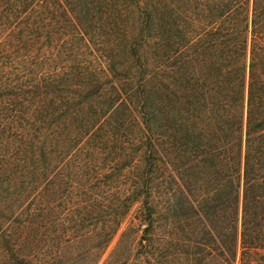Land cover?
<instances>
[{
    "label": "trees",
    "instance_id": "16d2710c",
    "mask_svg": "<svg viewBox=\"0 0 264 264\" xmlns=\"http://www.w3.org/2000/svg\"><path fill=\"white\" fill-rule=\"evenodd\" d=\"M209 260L264 264V0H0V264Z\"/></svg>",
    "mask_w": 264,
    "mask_h": 264
},
{
    "label": "rangeland",
    "instance_id": "374dc122",
    "mask_svg": "<svg viewBox=\"0 0 264 264\" xmlns=\"http://www.w3.org/2000/svg\"><path fill=\"white\" fill-rule=\"evenodd\" d=\"M136 208H137V205H135V206H133V207L131 208L129 214H128L127 217H126L125 222L123 223V225H122L121 228L119 229L117 235L115 236L114 240L112 241V243H111V245H110V247H109V249H108V251H107V254H108L110 251H112V249L116 246L117 241H118V239L121 237L122 232L125 231V230L127 229V227H129L128 225H129L130 220L132 219V217H133V215H134V213H135ZM162 221L165 222V218H163ZM164 229H165V228H163V230H164ZM191 236H192V235H191ZM207 264H221V262H220L219 260H209V261L207 262Z\"/></svg>",
    "mask_w": 264,
    "mask_h": 264
}]
</instances>
